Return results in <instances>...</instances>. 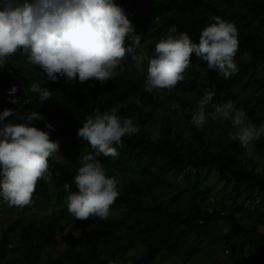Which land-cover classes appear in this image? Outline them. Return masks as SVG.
Returning a JSON list of instances; mask_svg holds the SVG:
<instances>
[{
	"label": "trees",
	"instance_id": "obj_1",
	"mask_svg": "<svg viewBox=\"0 0 264 264\" xmlns=\"http://www.w3.org/2000/svg\"><path fill=\"white\" fill-rule=\"evenodd\" d=\"M132 21L136 33L141 35V48L149 57L154 55L155 45L168 36V29L175 25L180 31L187 32L195 42L199 41L201 31L214 22L211 17L219 16L235 23L239 32V49L234 61L239 71L225 77L218 70L204 67V60L191 57V65L184 73L185 79L173 89L174 93L191 100L206 92L215 91L212 103L231 101L237 108H243L250 120L257 125L264 122V0H116ZM154 39L148 47L146 39ZM131 40L126 38V46ZM27 54L20 49L7 58L5 67L0 68V113L6 108L14 109V115L8 118L15 124L24 123L22 119L29 111H39L44 120L40 128L48 123L54 125L50 139L60 143L59 154L64 157L67 152L87 154L94 153L88 142L78 137L77 131L82 121L96 110L107 111L122 103L119 114L137 118L140 131L134 136L122 138V146L117 145L118 157L99 155L97 158L108 170L130 172L138 178L128 186L120 187V195L113 207L125 209V218L115 222L112 218L100 219L90 217L92 230L83 231L88 237L86 250L80 248L76 240L69 242V249L54 264H109V261L122 260L125 264H156L163 254L175 257L183 241L191 235L207 229L213 224H224L228 229L220 232L225 248L231 249L236 242H243L250 251L247 264H264V176L256 169L248 172L245 160L247 150L238 142L221 140L217 146L211 145L207 127L197 129L192 125L194 142L189 152L183 153L181 143L174 138L171 127H167L159 140H154L147 130L144 120L147 110L152 115L161 102L160 94H149L144 89L142 78L116 76L114 80L104 83L90 80L86 89L73 90L64 77L48 81L46 73L39 66L35 72L40 75V84L52 92L50 100L43 102L38 94L26 91L32 82L25 76L23 68L17 64L20 57ZM147 57V58H149ZM123 59L132 60L131 54ZM148 65V61L146 60ZM203 66V67H202ZM207 66V65H206ZM211 70V71H205ZM95 84V86H91ZM15 85L18 91L11 95L10 89ZM17 103L10 102L11 99ZM187 108L188 119L195 111L192 103ZM38 123V122H37ZM223 123V121H221ZM228 127L231 122H227ZM255 146H258L256 148ZM257 156L264 153V138L253 145ZM253 159V158H252ZM79 165L70 162L56 163L49 159L51 183L43 179L37 183L30 204L41 205L54 202L59 205L58 217H31L22 219L19 224L10 226L3 233L0 245V264H12L10 252L15 251L26 261H32L44 250L54 245L60 223H72L75 217L67 209L69 192L65 184L77 191L74 176ZM215 170L219 181L225 184L228 194L220 211L205 212L201 205L215 193L214 188L206 186L204 171ZM176 178L169 182L171 177ZM154 179L157 183L173 188V200L188 197L192 208L187 213L175 212L164 202L147 204L148 190L145 183ZM230 186L232 188H230ZM180 188V190H178ZM220 192L223 189L218 190ZM219 192V194H220ZM233 197L236 201L232 204ZM0 203H5L0 200ZM21 210L25 209L17 207ZM134 216L136 226L140 229L130 235L129 245L120 246L115 240L118 232ZM19 226L21 242L11 248L10 234ZM129 231V229H128ZM141 243L145 252L141 258L131 263L126 257L134 243Z\"/></svg>",
	"mask_w": 264,
	"mask_h": 264
},
{
	"label": "clouds",
	"instance_id": "obj_2",
	"mask_svg": "<svg viewBox=\"0 0 264 264\" xmlns=\"http://www.w3.org/2000/svg\"><path fill=\"white\" fill-rule=\"evenodd\" d=\"M211 20L214 22L201 31L198 42L171 25L167 38L155 45L145 71V54L142 49L137 53L142 37L116 0H0V68L6 66L9 56L22 49L28 62L39 66L48 81L64 77L68 82L104 83L116 78L123 58L131 54L135 68L144 74L147 93L171 92L185 79L193 53L207 62L208 69L218 70L225 77L239 71L234 61L239 49L235 23L219 16ZM126 38L131 40L127 46ZM17 91L13 85L10 97ZM27 93L38 94L43 102L52 97L51 90L39 82H32ZM214 98L213 90L201 96L191 114V125L202 129L209 119L230 121L234 131L229 133V140L246 150L264 138V122H252L247 112L231 101L213 104ZM10 102L18 100L13 98ZM124 106L117 103L110 110H96L77 131L78 137L95 152L81 154L78 159L80 166L74 176L77 191L73 192L70 184L64 185L69 192L68 212L76 220L107 219L120 195L121 182L108 174L97 157H118L116 146H122V138L140 131L133 118L119 114ZM13 115L14 109L9 108L0 113V200L9 207L23 208L32 202L39 180L51 183L49 159L56 163L65 159L59 154V141L50 139L54 125L38 126L44 120L39 111H29L22 117L25 122L19 124L8 120ZM109 264L125 262L115 260Z\"/></svg>",
	"mask_w": 264,
	"mask_h": 264
},
{
	"label": "rangeland",
	"instance_id": "obj_3",
	"mask_svg": "<svg viewBox=\"0 0 264 264\" xmlns=\"http://www.w3.org/2000/svg\"><path fill=\"white\" fill-rule=\"evenodd\" d=\"M146 42L148 47H151L155 41L148 37ZM144 54L145 61L143 66L146 71V60L148 61L147 57H149V54H147V52H144ZM17 64L23 68L26 77L30 76L35 82H40V75L37 71L35 72L34 69L36 65H32L28 62L27 55L20 57ZM202 64L207 68L206 61H203ZM117 76H126L133 79L142 78L144 80V74L140 73L135 68V61L133 59L122 60ZM89 82L90 80L80 83L77 80L76 82H70V86L71 88L73 87V90L86 89L89 87ZM154 93L160 94L161 102H164V104L159 105L152 115L150 114L151 110L145 111L146 116L144 120L147 121L146 128L149 134L154 140H159L163 136L166 128L171 127L173 137L177 138L181 143L182 152H189V146L194 142V132L190 120L188 119L187 108L190 107L189 103L191 102L196 110V105L200 97H193L191 100L187 101L185 97L175 94L174 90L171 92L167 90L160 92L154 91ZM213 104H215V102ZM174 105H179V107L174 108ZM212 110V105L210 104L208 111L211 112ZM134 121L138 126L140 125L137 118H135ZM227 122L223 121V123H221V121L209 119L206 123V133L210 137L211 145H219L221 140L227 139L229 133L234 131L232 127H228ZM255 147L258 148V146ZM253 149L255 148L250 146V149L247 150V160H245L247 170L250 172V170L254 168L264 176V153L262 157H259L255 154ZM81 154L82 153L77 152H67L64 155V162L79 165L78 159ZM106 170L110 176H115L121 182V186H128L132 181L138 180V178L130 172ZM203 174L207 178L205 181L206 186L214 188L216 191L213 193V196L209 197L207 201L201 205V208L205 212H212L213 210L221 212L224 203V199L221 195L228 194L230 190L224 189L225 184L219 181L218 174L215 170H206ZM175 178L176 176L171 177L169 182H173ZM145 187L148 190L145 199L147 204L164 202L166 205H170L175 212L181 213H187L192 208V201L188 197L184 196V198L179 200H173L172 191L175 187L163 186L154 179L148 180V182L145 183ZM230 188L232 187L230 186ZM220 189H223V191H218ZM178 190H180V188H178ZM236 200V197H233L232 204L237 202ZM24 208L25 209L21 210L17 207H9L7 203H0V245L3 242L4 231L10 226L16 223L19 224L22 219L31 217H58L61 207L54 202H48L41 205L29 204ZM109 217L115 222H120L125 218V209L111 206ZM129 219L131 220L122 227L121 231L118 232V237L114 240L120 246L129 245L131 242L130 235L138 231L143 224L139 221L137 223L139 225L136 226V219H140L137 216ZM89 221L90 218L86 220H74L72 223H60L58 235L53 246L44 250L41 255L35 257L32 261H26L15 251L10 252L12 264H54L64 256L69 249V242L73 239L76 240L80 248L86 250L89 245V239L83 231L88 230L90 232L92 230L93 226H91V223H88ZM226 229H228V227L222 223L213 224L207 229L195 233L187 240L183 241L175 257L163 254L156 264H247L248 259L251 257V251L246 244L243 242H236L233 248L228 250L225 248L224 242L220 238V232ZM10 238L11 248L18 247L21 242V230L19 226L10 234ZM134 244L135 245H133L126 254V257L131 263L137 262L145 252V247L141 243L137 242Z\"/></svg>",
	"mask_w": 264,
	"mask_h": 264
}]
</instances>
